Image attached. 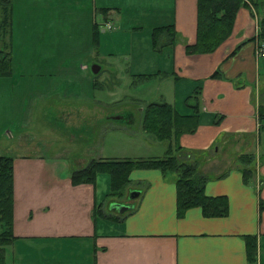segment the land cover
Listing matches in <instances>:
<instances>
[{
    "label": "crops",
    "instance_id": "obj_1",
    "mask_svg": "<svg viewBox=\"0 0 264 264\" xmlns=\"http://www.w3.org/2000/svg\"><path fill=\"white\" fill-rule=\"evenodd\" d=\"M97 1L102 4L98 8L102 14L100 23L95 19ZM133 1L11 0L10 48L15 44V5L20 7L17 27L23 40L17 42L21 50L26 53L28 38L32 36V56L37 62H48L47 66L57 60L58 34L64 33L66 41L72 37L76 40L80 34L88 40L91 26L103 29L106 22L111 24L112 13L116 16L120 11H144L153 14L152 21L156 20L157 25L170 24V45L162 42L161 49L155 51L149 44L150 53L156 56L155 69L151 70L164 74L162 79L171 80V102L167 103L179 112L189 110L184 98L197 88L196 128L192 133L179 135L178 144L187 154L186 161L195 162L204 176V193L225 196L226 212L205 217L194 206L177 215L175 177L157 169L131 170L124 188L125 199L111 201L124 209L118 211L114 207L107 212L103 207L106 192L98 201L95 179L93 183L71 184L69 175L80 166L69 170L54 149L25 147L9 156L13 239L4 245L10 246L6 257L13 264L57 263L64 253L69 261L80 260L81 264H251L245 252V237L249 236L254 241L252 264H264V144L260 145L259 133L264 123L257 117V109L264 107V63L260 62L264 57L257 59L254 53L258 39L256 14L239 7L230 33L213 51L187 54L184 47L195 40L196 0H156L155 4ZM65 4L68 8L59 16L54 8ZM165 12L166 17L160 16ZM75 45L65 54L68 59L79 56ZM139 53L133 55L136 61ZM89 55L90 60L98 59L92 64H106L98 45L91 48ZM105 66L107 72H118L111 64ZM136 67L147 70L140 61ZM37 72L35 75L40 77L55 74L48 68ZM0 81V146H4L13 137L8 131L11 102L5 88L8 79L1 76ZM56 90L59 92L58 87L53 92ZM37 91L44 95L42 99L46 97L42 103L46 110L55 113L59 108L57 99L47 97L45 89ZM100 103L88 102L85 108L99 109ZM241 154H251L246 166L237 162ZM97 156L129 158L122 153L118 157ZM243 167L250 170L246 179L241 172ZM99 206L101 214L95 212ZM106 225L116 230H106Z\"/></svg>",
    "mask_w": 264,
    "mask_h": 264
},
{
    "label": "rangeland",
    "instance_id": "obj_2",
    "mask_svg": "<svg viewBox=\"0 0 264 264\" xmlns=\"http://www.w3.org/2000/svg\"><path fill=\"white\" fill-rule=\"evenodd\" d=\"M138 1V3L148 2V4H155L156 2V0ZM123 2L129 4L135 1L123 0ZM244 3L245 5L239 7H245L251 15L256 14L254 17L257 18V21L264 15V0H244ZM29 4L32 5V3ZM100 5L102 4L97 1L95 10L97 23L102 21V14L98 11ZM57 6L54 9L59 16L68 8L66 4ZM14 9L15 17L12 31L15 36V44L10 48L11 72L9 75L3 76L6 81L8 79L7 85L4 86L9 90L8 97L11 102V109L8 131L13 137L8 141V144L0 146V154L16 155L23 151V148L33 149L35 145L38 148L54 149L67 162L69 170L77 166L82 168L90 160L98 159L97 155L118 157L117 155L122 153L129 158L162 157L164 155L166 143L157 141L142 131L140 116L141 108L147 102H171V80L162 79L164 74L161 72L146 80L139 79L136 76L138 74H135L141 71L151 73V69H155L156 56L150 53L151 48L149 46L150 30L157 25L154 22L156 20L152 21V13L145 14L147 12L136 10L120 11L116 16L112 13L111 28L104 26L103 29H98L100 34L106 32L104 35L98 36L97 45L100 56H105V65L111 64L118 71L113 74L112 71L107 72V68L103 64H100L96 73L90 71L92 63H98L97 58L90 60L89 57V51L94 48L91 40L92 35L90 38L88 36V40H85L80 34L76 40L72 37V40L67 39L66 41L64 33L58 34L57 60L50 62V66L46 65L48 62L35 61L34 56H32L34 52L31 51L33 37L28 38L26 53L30 52L29 54L21 50V45L17 42L23 38L19 37L20 31L17 27V11L20 10V7L15 5ZM166 12L159 15L166 17ZM34 15V13L31 14V18ZM81 30L78 31L81 32ZM108 31L112 35H109ZM159 37V43H165L168 39L164 33ZM74 44H76L74 49L79 47L80 54L68 59L65 54L71 52L70 47ZM136 53L141 54L137 59L140 63H145L147 70L143 67L136 69L137 62H139L133 58ZM260 62L264 63V59H261ZM82 65L85 66V69H81ZM47 68L55 70V74L41 77L35 75L38 73L37 71ZM54 87H58L59 92L57 90L53 92ZM37 88L47 90L45 95L52 98V101L57 99L59 108L54 111L55 113L53 110L50 112L48 108L46 110L43 105V100H46V97L42 99L41 96L44 95H41V92L37 93ZM92 101L101 102L100 108L95 110L85 108V104ZM97 116H99V120H97ZM263 129L259 131L261 146L264 144ZM6 136L5 134V138ZM4 141L7 140L4 139ZM44 144L48 146H44ZM246 160L243 158L237 162L239 165L246 166L249 163ZM193 163L195 164V162ZM195 169L199 175L203 176L198 172L196 164ZM95 181L96 195L99 201L103 192L108 190V176L103 173L97 174ZM121 193L120 196L117 194L107 196L103 206L107 212H109L112 200L122 201L125 199V190L123 189ZM98 209L101 212V207ZM97 216L99 217V215ZM101 222L98 219V223L101 224ZM105 229L115 231L116 227L106 225ZM2 248L4 251L3 264H13L6 257L10 246H3ZM59 259L57 263L46 264H81L79 263L80 260L77 262L69 261L65 253L59 256Z\"/></svg>",
    "mask_w": 264,
    "mask_h": 264
},
{
    "label": "trees",
    "instance_id": "obj_3",
    "mask_svg": "<svg viewBox=\"0 0 264 264\" xmlns=\"http://www.w3.org/2000/svg\"><path fill=\"white\" fill-rule=\"evenodd\" d=\"M244 0H196L195 40L187 44L184 51L187 54H201L213 51L230 33L232 21ZM10 20L11 0H0V76L11 72L10 59ZM257 38H264V15L257 22ZM166 34L165 43L172 42L173 29L169 25H156L149 33L150 46L157 51L162 47L159 36ZM92 45L96 47L98 30L91 26ZM6 36V37H5ZM5 39V40H4ZM164 44V42H163ZM160 46V47H159ZM158 47V48H157ZM160 72L136 75L146 80ZM216 75V73H213ZM198 87V86H196ZM197 88L184 98L189 110L179 112L165 101H150L141 108L140 127L143 132L157 141H164L166 148L162 157L143 158H98L90 160L82 168L72 171L69 175L71 184L93 183L97 174L108 176V190L105 196L117 194L120 196L129 182L128 175L134 169H157L162 173H172L175 176V206L176 214L180 215L186 208L198 207L205 217H218L226 212L227 202L223 195H206L203 191L205 178L196 172L193 162H186L187 154L178 144V137L183 133H192L197 125ZM192 98V99H191ZM264 107L257 109L258 121L262 123ZM182 156V157H181ZM184 158V159H182ZM246 158L251 161L250 154H241L237 161ZM244 161V160H243ZM244 179L249 177L250 170L242 168ZM100 207V206H99ZM98 207V208H99ZM96 208L95 212L101 214ZM12 159L0 155V264H3V246L13 239L12 231ZM254 241L245 237V252L249 263L253 262Z\"/></svg>",
    "mask_w": 264,
    "mask_h": 264
},
{
    "label": "built area",
    "instance_id": "obj_4",
    "mask_svg": "<svg viewBox=\"0 0 264 264\" xmlns=\"http://www.w3.org/2000/svg\"><path fill=\"white\" fill-rule=\"evenodd\" d=\"M104 26L107 28H111V24L109 22H106ZM254 53L257 59H261L264 57V38L261 40L257 39V42L254 46ZM261 121L262 123H264V113Z\"/></svg>",
    "mask_w": 264,
    "mask_h": 264
},
{
    "label": "water",
    "instance_id": "obj_5",
    "mask_svg": "<svg viewBox=\"0 0 264 264\" xmlns=\"http://www.w3.org/2000/svg\"><path fill=\"white\" fill-rule=\"evenodd\" d=\"M98 67H99V66H98L97 64H92V65L90 66V71H91L92 73H96L97 70L99 69ZM129 196H132V195L130 194ZM114 207H116L118 211H122V210L124 209V206H122V205H120V204H113V203H111V204H110V208H114Z\"/></svg>",
    "mask_w": 264,
    "mask_h": 264
}]
</instances>
